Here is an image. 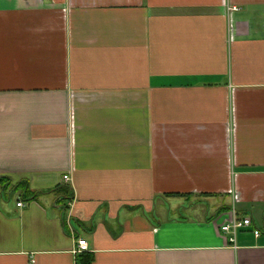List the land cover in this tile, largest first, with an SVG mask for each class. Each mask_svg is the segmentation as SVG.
Returning a JSON list of instances; mask_svg holds the SVG:
<instances>
[{"label": "crops", "instance_id": "crops-1", "mask_svg": "<svg viewBox=\"0 0 264 264\" xmlns=\"http://www.w3.org/2000/svg\"><path fill=\"white\" fill-rule=\"evenodd\" d=\"M0 176V264H264V0H0Z\"/></svg>", "mask_w": 264, "mask_h": 264}, {"label": "built area", "instance_id": "built-area-1", "mask_svg": "<svg viewBox=\"0 0 264 264\" xmlns=\"http://www.w3.org/2000/svg\"><path fill=\"white\" fill-rule=\"evenodd\" d=\"M231 8L238 9L239 6L233 5ZM64 177L67 179L68 175L65 174ZM22 203L23 202L21 200L18 202L19 205H21ZM222 229L224 230V232L230 233L229 239L233 243L236 240V234L238 231L252 229L255 235H259L261 233L259 228L253 226V217L249 214H239L232 217L230 220L226 221L222 225ZM87 250H89V244L87 239L84 237H79L74 251L83 252ZM34 261L35 260L32 257L29 264H34Z\"/></svg>", "mask_w": 264, "mask_h": 264}, {"label": "trees", "instance_id": "trees-1", "mask_svg": "<svg viewBox=\"0 0 264 264\" xmlns=\"http://www.w3.org/2000/svg\"><path fill=\"white\" fill-rule=\"evenodd\" d=\"M0 183L4 185V188H6L8 185L11 184V182L8 181L7 176H0ZM15 188L19 189L22 192V195L24 198H32V197L36 196V192L29 188V186L27 185V182L20 181V182L16 183ZM61 190H65V191L61 193ZM49 191L61 193V194L59 193V200L64 201L63 206L66 205V202H67L66 199H68V200L71 199V194H70L71 188L67 185H66V187L57 186L55 188H52ZM85 264H91V259H88Z\"/></svg>", "mask_w": 264, "mask_h": 264}]
</instances>
